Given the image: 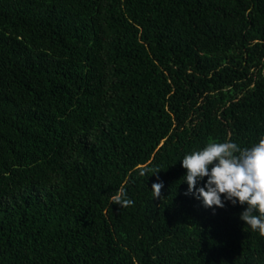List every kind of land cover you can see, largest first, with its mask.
<instances>
[{
  "label": "trees",
  "instance_id": "obj_1",
  "mask_svg": "<svg viewBox=\"0 0 264 264\" xmlns=\"http://www.w3.org/2000/svg\"><path fill=\"white\" fill-rule=\"evenodd\" d=\"M262 136L264 0H0V264H264L181 160Z\"/></svg>",
  "mask_w": 264,
  "mask_h": 264
},
{
  "label": "clouds",
  "instance_id": "obj_2",
  "mask_svg": "<svg viewBox=\"0 0 264 264\" xmlns=\"http://www.w3.org/2000/svg\"><path fill=\"white\" fill-rule=\"evenodd\" d=\"M186 169L183 181L187 183L186 196L202 201L203 207L225 208L226 201L233 206H245L240 219L254 232L264 236V136L251 147H240L231 141H209L205 147L186 154L182 159ZM160 169L144 168L140 176L158 174ZM206 181V182H205ZM198 187V184H201ZM163 182L153 183L152 195L162 198ZM121 187L110 197L113 204L127 208L134 204L126 198Z\"/></svg>",
  "mask_w": 264,
  "mask_h": 264
}]
</instances>
